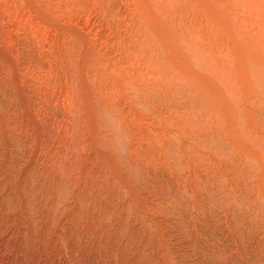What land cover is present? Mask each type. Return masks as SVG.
Segmentation results:
<instances>
[{
    "label": "rangeland",
    "instance_id": "374dc122",
    "mask_svg": "<svg viewBox=\"0 0 264 264\" xmlns=\"http://www.w3.org/2000/svg\"><path fill=\"white\" fill-rule=\"evenodd\" d=\"M0 200L134 264H264V0H0Z\"/></svg>",
    "mask_w": 264,
    "mask_h": 264
},
{
    "label": "bare ground",
    "instance_id": "6f19581e",
    "mask_svg": "<svg viewBox=\"0 0 264 264\" xmlns=\"http://www.w3.org/2000/svg\"><path fill=\"white\" fill-rule=\"evenodd\" d=\"M5 202L0 200V264H134L133 259H123L125 239L114 244L112 237L113 243H104L111 240L101 235L89 244L82 233L45 232L40 222L25 218L19 208L9 213Z\"/></svg>",
    "mask_w": 264,
    "mask_h": 264
},
{
    "label": "clouds",
    "instance_id": "9594fccd",
    "mask_svg": "<svg viewBox=\"0 0 264 264\" xmlns=\"http://www.w3.org/2000/svg\"><path fill=\"white\" fill-rule=\"evenodd\" d=\"M98 127L105 135L110 150L116 160L127 166L131 157V137L125 126L123 115L107 105L96 112Z\"/></svg>",
    "mask_w": 264,
    "mask_h": 264
}]
</instances>
